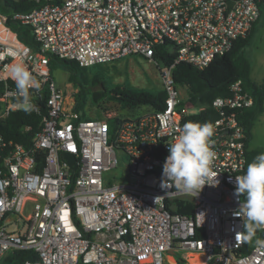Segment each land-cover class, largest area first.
Segmentation results:
<instances>
[{
  "label": "built area",
  "instance_id": "1",
  "mask_svg": "<svg viewBox=\"0 0 264 264\" xmlns=\"http://www.w3.org/2000/svg\"><path fill=\"white\" fill-rule=\"evenodd\" d=\"M27 1L36 4L28 12H0V55L15 50L41 84L30 89L41 127L28 145L0 132V264L20 251L34 258L20 264H264V249L254 243L244 250L243 218L234 215L235 176L247 156L239 115L253 105L240 79L229 96L212 101L218 183L196 194L161 188L169 143L182 118L199 111L184 104L174 65L203 69L227 54L250 33L264 0ZM13 22L31 28L34 46L19 39ZM157 47L173 61L154 59ZM51 55L81 67L134 55L152 60L164 108L80 119L74 96H65L51 75ZM10 61H0V127L22 110ZM188 204L190 214L181 213Z\"/></svg>",
  "mask_w": 264,
  "mask_h": 264
},
{
  "label": "trees",
  "instance_id": "2",
  "mask_svg": "<svg viewBox=\"0 0 264 264\" xmlns=\"http://www.w3.org/2000/svg\"><path fill=\"white\" fill-rule=\"evenodd\" d=\"M34 6H36L35 3L27 0H0V12L6 15L14 12H28ZM11 25L21 41L30 46L35 45L31 28L28 25L20 22H13ZM249 36L250 33L246 38L237 40L227 54L215 58L203 69H197L183 62L175 64L172 69L175 84L185 89L187 99L184 100V104L192 108H199L197 113L188 114L182 118V126L187 121L212 123L218 117L212 108L214 98L229 96L231 83L238 79L242 81L243 88L253 97V105L243 110L239 115V123L247 135L245 170L255 155L264 152L260 149H249L247 146L254 122L264 111V81L257 83L251 79L250 63L243 53ZM174 56V54H168L157 47L154 59L169 64L173 61ZM49 67L52 76L57 68L68 73V83L76 89L73 93V108L80 114V119H87L84 110L89 102L92 105H98L104 99L116 103L117 110H119L118 117H137L144 111H160L164 108L165 95L161 88L152 91L128 83L115 84L104 71L81 67L74 60L52 55L49 59ZM99 107V105L96 106V108ZM103 109L108 111L109 108ZM40 127L41 114L33 111L26 113L21 110L10 114L6 124L0 127V132L16 142L28 145ZM190 211L191 206L188 204L184 212L182 210L181 213L190 214ZM258 235L259 230L256 233L257 238ZM254 239L252 242L245 243V251L251 248ZM26 259L34 258L29 256V253L20 251V253L6 258L5 262L20 264Z\"/></svg>",
  "mask_w": 264,
  "mask_h": 264
},
{
  "label": "clouds",
  "instance_id": "3",
  "mask_svg": "<svg viewBox=\"0 0 264 264\" xmlns=\"http://www.w3.org/2000/svg\"><path fill=\"white\" fill-rule=\"evenodd\" d=\"M16 56L15 50L9 48L0 55V61L11 57L8 71L16 87L17 104L23 111L30 113L35 108L30 89L39 90L41 84L22 61L16 60ZM213 132L209 122L187 121L183 124L174 142L169 143V154L163 163L164 180L161 188L175 187L196 194L205 184L218 183L215 179L218 174L213 170L216 157L211 143ZM235 182L239 208L234 215L243 218L244 240L252 242L255 238V246L264 249V238L256 237L257 231L264 229V152L254 156L246 170L235 176Z\"/></svg>",
  "mask_w": 264,
  "mask_h": 264
},
{
  "label": "rangeland",
  "instance_id": "4",
  "mask_svg": "<svg viewBox=\"0 0 264 264\" xmlns=\"http://www.w3.org/2000/svg\"><path fill=\"white\" fill-rule=\"evenodd\" d=\"M243 53L250 63V77L257 83L264 81V8L260 9V16L253 24L248 38V43L243 48ZM96 70L104 71L110 76L112 83H128L138 88L155 91L161 88L159 68L154 61L142 56H128L121 60L104 64H96L91 67ZM53 78L65 96H72L76 91L68 83V73L61 68L53 72ZM182 97H186L185 89L180 88ZM99 108H96V106ZM98 105L88 103L84 112L89 120L101 119L104 114L117 112V105L113 101L102 100ZM103 108H109L104 111ZM102 110V111H101ZM249 149H260L264 151V111L255 120L251 130V137L247 144ZM123 162H126L125 156ZM176 259L177 255L171 256Z\"/></svg>",
  "mask_w": 264,
  "mask_h": 264
},
{
  "label": "water",
  "instance_id": "5",
  "mask_svg": "<svg viewBox=\"0 0 264 264\" xmlns=\"http://www.w3.org/2000/svg\"><path fill=\"white\" fill-rule=\"evenodd\" d=\"M228 3L230 5H232L233 1L232 0H228ZM64 157L67 159L68 163L72 166L75 167V161H74V157L72 153H65Z\"/></svg>",
  "mask_w": 264,
  "mask_h": 264
}]
</instances>
